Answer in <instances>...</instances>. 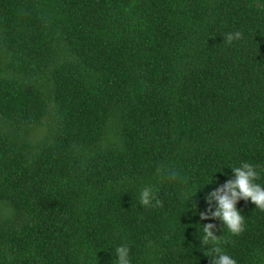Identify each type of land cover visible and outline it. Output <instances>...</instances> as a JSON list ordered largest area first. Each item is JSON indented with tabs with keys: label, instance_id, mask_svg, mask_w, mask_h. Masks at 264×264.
<instances>
[{
	"label": "trees",
	"instance_id": "16d2710c",
	"mask_svg": "<svg viewBox=\"0 0 264 264\" xmlns=\"http://www.w3.org/2000/svg\"><path fill=\"white\" fill-rule=\"evenodd\" d=\"M243 162L264 186V0H0V264H212L210 223L264 264L250 200L198 214Z\"/></svg>",
	"mask_w": 264,
	"mask_h": 264
},
{
	"label": "clouds",
	"instance_id": "9594fccd",
	"mask_svg": "<svg viewBox=\"0 0 264 264\" xmlns=\"http://www.w3.org/2000/svg\"><path fill=\"white\" fill-rule=\"evenodd\" d=\"M243 33L240 31L230 32L224 35V43L231 44L234 41L242 39ZM256 165L248 162H243L239 167L231 168L235 178L229 179L227 183L218 190L211 192L206 197L208 204L211 206L215 202V211L209 207L208 213L199 212L201 220L219 219L226 226L227 232L233 236L240 235L245 229V217L241 215L237 209V203L240 200H250L256 209L264 211V186L257 183L260 179ZM157 175L161 180L167 179L171 181L181 180L186 182V178L180 173L168 166L160 165L156 169ZM196 195V194H195ZM195 195H188L189 200ZM139 203L143 207L161 206L162 202L155 195L152 187H144L139 194ZM154 202V203H153ZM195 207V206H194ZM203 235L200 237L203 245H212V247L204 254L214 257L211 259L212 264H237V261L228 255L221 246L228 241L223 237L214 235L216 229L215 224L199 225L198 227ZM116 264H131L129 254L130 248L127 244L116 248Z\"/></svg>",
	"mask_w": 264,
	"mask_h": 264
}]
</instances>
